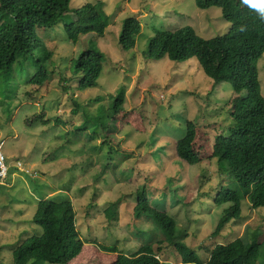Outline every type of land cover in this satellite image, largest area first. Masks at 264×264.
I'll use <instances>...</instances> for the list:
<instances>
[{
  "label": "rangeland",
  "instance_id": "1",
  "mask_svg": "<svg viewBox=\"0 0 264 264\" xmlns=\"http://www.w3.org/2000/svg\"><path fill=\"white\" fill-rule=\"evenodd\" d=\"M100 1L110 16L105 37L90 34L77 45L70 43L64 32L69 18L54 30H41L53 55L48 81L42 87L29 84L34 69L28 67L23 75L14 72L8 97L0 95V144H5L1 152L9 167L0 184V264H14L13 251L28 238L41 236L33 217L37 205L50 197L72 201L76 212L84 246L69 264H115L118 254L133 256L142 245L156 244L157 249L166 239L154 220L134 217L142 187L153 207L165 210L189 232L187 243L196 252L229 245L245 230L264 249V209L254 210L248 197L242 202L241 219L212 236L226 208L216 206V196L227 186L237 189L219 169L221 150L215 137L233 126L229 110L239 107L246 94L241 96L229 83L215 86L197 59L175 63L145 55L149 41L159 33L189 26L211 40L233 27L219 9L199 10L195 0H72L71 7L78 10ZM238 2L242 9L256 10ZM128 18L140 21L142 32L135 48L125 51L119 39ZM91 47L105 56L103 74L97 88L79 92L72 65ZM258 70L264 97V57ZM69 81L73 95L65 91ZM121 89L123 111L117 124H108L109 132H102L92 119H102L103 107ZM7 104L13 108L8 116ZM188 123L197 129L194 146L200 162L194 166L181 160L175 149ZM163 197L165 204H160ZM114 203L119 210L109 221L105 212ZM109 247L119 252L106 251ZM168 250L161 262L183 264ZM263 255L261 250L260 258Z\"/></svg>",
  "mask_w": 264,
  "mask_h": 264
},
{
  "label": "trees",
  "instance_id": "2",
  "mask_svg": "<svg viewBox=\"0 0 264 264\" xmlns=\"http://www.w3.org/2000/svg\"><path fill=\"white\" fill-rule=\"evenodd\" d=\"M71 1L0 0V95L4 98L14 89V72L23 75L31 67L34 74L29 84L42 87L48 81V64L53 55L40 36L41 30H54L60 22L69 18L68 22H64V32L70 43L77 45L82 37L90 34L105 37L110 27V16L104 3L100 1L74 10ZM195 3L199 10L219 9L233 30L211 40L202 38L189 26L176 32L159 33L149 41L145 55L149 60L168 58L175 63L197 59L215 86L229 83L241 96L246 94L239 107L228 109L233 126L227 134L215 137V145L221 150L219 169L237 186V189L227 186L216 196V206L226 207L212 234L217 237L232 221L241 219L242 202L247 197L254 210L264 209V97L258 70V63L264 57V17L258 10L240 8L238 0H195ZM141 32L140 21L125 19L119 45L125 51L134 49ZM104 62V54L95 47L74 60L73 78L77 79L75 85L79 92L98 87ZM65 91L73 95L71 81ZM110 97L111 104L103 107L105 114L102 119L100 115L91 123L101 128L102 132H109L108 124H117L116 118L123 111L125 91L121 89L117 95ZM11 107L12 104H7L4 108L7 116L13 111ZM196 132L195 125L188 123L185 138L175 147L177 156L190 166L200 162L194 146ZM169 146L167 144L166 148ZM108 168V165L104 166V170ZM141 189L134 217L154 220L166 239V245L163 246L162 241L157 243V249L156 244L142 245L133 256L118 254L115 264H165L161 262V255L167 249L172 258L176 256L183 264H264V255L260 258L261 250L264 253L261 243L251 239L246 230L241 238L229 245H217L210 251L196 252L187 243L189 232L180 228L165 210L153 207L147 189ZM166 198H160V204H165ZM118 210V203H114L106 210V218L113 221ZM33 218L42 230L41 236L28 238L13 251L14 264H69L81 253L84 241L76 228L72 201L57 202L51 197L44 199L37 205ZM106 251L119 252L112 247L106 248ZM204 255H208L205 260Z\"/></svg>",
  "mask_w": 264,
  "mask_h": 264
},
{
  "label": "built area",
  "instance_id": "3",
  "mask_svg": "<svg viewBox=\"0 0 264 264\" xmlns=\"http://www.w3.org/2000/svg\"><path fill=\"white\" fill-rule=\"evenodd\" d=\"M0 184L2 183L3 180H5L8 177L9 173V167L6 162L5 155L1 152L3 150V146L5 144H0Z\"/></svg>",
  "mask_w": 264,
  "mask_h": 264
},
{
  "label": "clouds",
  "instance_id": "4",
  "mask_svg": "<svg viewBox=\"0 0 264 264\" xmlns=\"http://www.w3.org/2000/svg\"><path fill=\"white\" fill-rule=\"evenodd\" d=\"M243 2L247 5H249L250 7L258 10L261 14L262 17H264V0H243ZM243 30V29H242ZM7 179V178H6ZM5 179V180H6ZM141 248V247H140ZM139 251V250H138ZM137 251V252H138ZM136 252V253H137ZM135 253V254H136Z\"/></svg>",
  "mask_w": 264,
  "mask_h": 264
}]
</instances>
